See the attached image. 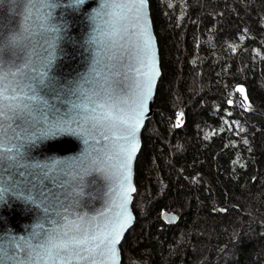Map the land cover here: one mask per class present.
Returning a JSON list of instances; mask_svg holds the SVG:
<instances>
[{"label": "trees", "instance_id": "trees-1", "mask_svg": "<svg viewBox=\"0 0 264 264\" xmlns=\"http://www.w3.org/2000/svg\"><path fill=\"white\" fill-rule=\"evenodd\" d=\"M149 3L162 73L123 264H264V0Z\"/></svg>", "mask_w": 264, "mask_h": 264}, {"label": "snow or ice", "instance_id": "snow-or-ice-1", "mask_svg": "<svg viewBox=\"0 0 264 264\" xmlns=\"http://www.w3.org/2000/svg\"><path fill=\"white\" fill-rule=\"evenodd\" d=\"M74 2L77 8L85 5V0ZM147 5L148 0H103L90 19L107 17L106 27L96 24L94 31L110 42V48L125 49V71L113 72V64L104 65L107 72L98 68L103 61L96 51L89 71L68 87L53 74L63 39L61 26L50 23L56 4L28 0L24 26L0 35V214L11 207L6 195L11 193L30 205L28 210L35 211L38 220L27 238L0 246V264H105V257L114 264L116 245L132 219L123 209L127 193L135 191L130 179L137 134L159 75ZM126 38V44L121 43ZM86 43L102 41L92 36ZM115 58V52L107 57ZM121 75L122 80L113 79ZM62 96H75L76 101ZM49 97L65 106L62 114ZM66 132L84 137L88 147L82 157L32 163L37 141ZM93 172L118 185L122 211L113 219L104 212L89 217L76 210L84 206L93 183L87 178ZM100 216L105 217L103 224Z\"/></svg>", "mask_w": 264, "mask_h": 264}, {"label": "water", "instance_id": "water-1", "mask_svg": "<svg viewBox=\"0 0 264 264\" xmlns=\"http://www.w3.org/2000/svg\"><path fill=\"white\" fill-rule=\"evenodd\" d=\"M50 2L57 5L50 10L52 13L50 23L61 26V36L63 37V39L59 41V48L57 49L58 59L53 71V74L58 78L60 84L68 87L71 86L74 81H79L81 76L89 71L93 53L96 51L101 53L103 61L102 64L97 65L98 68H104L105 64H113L116 65V67L113 68L112 71H120L123 74L125 71L123 65L128 63V55L125 49L120 48L119 45L115 48H110V42L106 38L100 36L98 32L94 31L96 24H100L102 29L106 27L104 21L107 17H99L95 22L90 19V17L101 8L103 0H85V5L79 8L75 5L74 0H50ZM27 8L28 0H0V35L11 34L18 26L23 27ZM147 14L149 19V30L153 36V43L156 51V65L159 75L155 78L152 96L147 102V110L144 112L142 125L137 134L138 149L132 160L130 179L131 186L135 191L127 193L128 199L123 209L132 219L130 224L123 231L119 243L116 245L114 264H123L121 244L127 232L136 221V215L132 207L134 194L136 192L135 162L142 146L143 128L154 113L155 93L162 73L159 44L151 19L149 0ZM27 23L32 24V21L29 20ZM32 30H36L35 25H32ZM92 36H96L102 43H86ZM126 42L127 38L125 41H121V43L125 44ZM106 49L107 51H105ZM113 52H115L116 58L112 60L107 59ZM121 56H123V59H120ZM133 63H135V61H133ZM144 70L146 71L147 69L144 68ZM104 71L107 72L108 69L104 68ZM113 79L122 80L123 75L114 77ZM84 87L92 88L94 84H85ZM62 98L76 101L75 96H62ZM49 99L61 108L60 114H62L65 110V106L61 105L58 100H52L51 97H49ZM67 107H71V105L67 104ZM72 127L76 128V125L72 124ZM83 141V136L71 132L58 134L55 138L37 141L31 152L33 157L32 163H51L53 160L70 161L82 157L85 148L88 147ZM94 143L95 141L90 140V144ZM103 143L104 141L101 140V145ZM97 146L99 147L100 145ZM87 179L93 180V183L87 189V194L83 201L84 206L76 210L81 213H87L89 217L99 216L101 212H104L108 219H113L121 213V200L119 198L117 183L114 180L106 179L102 173L98 172H93L92 176ZM113 189H116V191H113ZM6 195L10 198L11 207L2 209V214H0V246L10 245L14 238L19 239L21 236L27 238L36 223H38L35 211L30 212L28 210L29 207H31L30 205L26 206L23 202L15 200L11 197V193ZM161 217L169 223H174L178 219V213L175 211H164ZM104 220L105 217L100 216L99 222L101 224L104 223ZM105 264H113V262L109 257H105Z\"/></svg>", "mask_w": 264, "mask_h": 264}, {"label": "rangeland", "instance_id": "rangeland-1", "mask_svg": "<svg viewBox=\"0 0 264 264\" xmlns=\"http://www.w3.org/2000/svg\"><path fill=\"white\" fill-rule=\"evenodd\" d=\"M160 66H161V65H160ZM150 118H151V117H150ZM135 184H136V183H135ZM134 195H135V194H134ZM143 207H144L143 205H141V206H140V210H141V211H143V210H144V208H143ZM135 209H137V208H136V206H135ZM133 211H134V209H133ZM134 212H135V211H134ZM121 251H122V250H121Z\"/></svg>", "mask_w": 264, "mask_h": 264}]
</instances>
